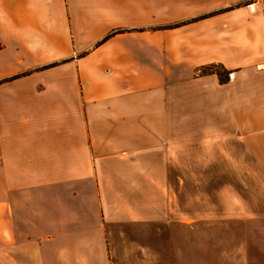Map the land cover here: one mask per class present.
<instances>
[{"label": "crops", "instance_id": "crops-1", "mask_svg": "<svg viewBox=\"0 0 264 264\" xmlns=\"http://www.w3.org/2000/svg\"><path fill=\"white\" fill-rule=\"evenodd\" d=\"M0 264H264V0H0Z\"/></svg>", "mask_w": 264, "mask_h": 264}, {"label": "rangeland", "instance_id": "rangeland-1", "mask_svg": "<svg viewBox=\"0 0 264 264\" xmlns=\"http://www.w3.org/2000/svg\"><path fill=\"white\" fill-rule=\"evenodd\" d=\"M230 209L234 210L235 207L231 200ZM199 217H208L207 219H201L198 221L197 230H193L192 237L198 239L214 238L221 239L226 238H237L241 236L244 229H239L238 221L239 214L237 212H231L230 214L213 213L203 214ZM251 232H253L251 230Z\"/></svg>", "mask_w": 264, "mask_h": 264}, {"label": "built area", "instance_id": "built-area-1", "mask_svg": "<svg viewBox=\"0 0 264 264\" xmlns=\"http://www.w3.org/2000/svg\"><path fill=\"white\" fill-rule=\"evenodd\" d=\"M249 8L251 9V10H254V3H250L249 5ZM228 77L229 78H234V71H230L229 73H228Z\"/></svg>", "mask_w": 264, "mask_h": 264}, {"label": "trees", "instance_id": "trees-1", "mask_svg": "<svg viewBox=\"0 0 264 264\" xmlns=\"http://www.w3.org/2000/svg\"><path fill=\"white\" fill-rule=\"evenodd\" d=\"M213 68H214V65L213 66L206 67L203 71L209 72V71H212Z\"/></svg>", "mask_w": 264, "mask_h": 264}]
</instances>
